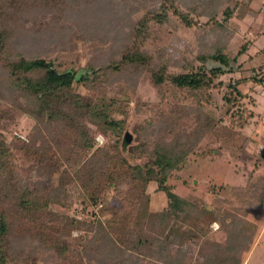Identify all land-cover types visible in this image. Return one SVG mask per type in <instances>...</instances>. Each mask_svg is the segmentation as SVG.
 <instances>
[{"label":"trees","instance_id":"1","mask_svg":"<svg viewBox=\"0 0 264 264\" xmlns=\"http://www.w3.org/2000/svg\"><path fill=\"white\" fill-rule=\"evenodd\" d=\"M252 1L139 0L127 9L124 0H0V129H12L21 114L34 120L28 140L0 132V264H185L183 246L202 228L183 221L192 215L209 224L215 212L196 214L168 181L194 149L214 156L220 145L235 156L249 143L246 129L256 113L245 111L246 98H255L240 78L221 76L240 68L239 56L254 42L230 24L258 14ZM178 33L192 37L182 62L173 50ZM209 58L223 66L207 67ZM143 73L163 96L171 88L174 99L139 100L137 109L145 106L152 116L131 149L149 159L134 163L122 146ZM252 76L264 82L256 67ZM216 88L223 89L221 103ZM208 103L213 111L205 113ZM189 112L197 122L191 131L184 127ZM97 133L106 140L99 143ZM257 187L264 176L245 189ZM152 190L165 191L163 209H152ZM78 203L86 215L70 213ZM215 252L202 262L244 263L242 255L224 250L219 259Z\"/></svg>","mask_w":264,"mask_h":264},{"label":"rangeland","instance_id":"2","mask_svg":"<svg viewBox=\"0 0 264 264\" xmlns=\"http://www.w3.org/2000/svg\"><path fill=\"white\" fill-rule=\"evenodd\" d=\"M124 1H126L127 9L138 7L139 0ZM251 5L257 7V9L254 7L258 11L256 16L247 15L242 20L234 17L230 24L237 29L240 37L248 36L254 42L245 53L239 56L240 68H236L234 72H228L221 76L224 79H229V77L240 78V87L247 91L250 97L255 98V100L246 98L247 108L245 111L248 112L253 108L256 113L250 119L246 129L250 136L249 143L245 149L240 150L235 156L231 155L229 150H225L220 145L215 147L214 152L216 155L214 156H202L194 149L168 181L175 192L197 206L198 212L196 214L201 213L203 216L205 208L215 212L214 216L216 218L209 224L198 221L192 215L188 217V220L183 221V224H187L188 227L196 229L199 224L202 228L199 236L192 237L183 246V249L187 251L185 264H206V262L202 261L206 257H210L213 250L216 251L215 253L220 254L219 259L227 256L224 252L226 250L234 253L237 259L242 255V258H244L243 264H264V187L260 190L258 186L256 191L251 190L250 193L245 189L249 181L252 179L256 180L260 175L264 176V82H260L252 76L254 68L259 64L258 62H252L254 54L258 56L259 53H264V0H253ZM119 9H122V7ZM177 36L178 40L177 42L174 41L173 47L174 56L180 58L182 62L184 53L188 52V48L191 46L192 37L191 35L187 37L183 33H178ZM239 36L234 39L236 43L240 42ZM92 43L94 47L96 43ZM84 53L80 52L83 62L87 59L85 57L87 53L85 55ZM215 63L217 61L212 58L206 61L207 67H211ZM180 69V67L171 68L173 71H179ZM77 87L83 89L81 84ZM166 91L170 96H163V91L150 81V77L146 73H143L139 79L136 94L131 97V111L127 116L125 128V133L129 130L133 134V140L130 144L122 146L124 155L134 163H144L149 159L147 155L141 157L136 155L131 147L139 142L137 137L140 127L146 124L149 117L152 116L151 110L145 106L142 110L137 109L136 105L139 100L142 103L146 101L155 102L162 99V97L166 103H171V88L168 87ZM214 92L217 96V102L221 103L223 89L216 88ZM184 101L190 103L189 99L184 98ZM194 103L196 105H193L198 109L197 102L194 101ZM213 106L214 103L204 104L205 113L213 111ZM118 116H122V114L120 113ZM33 123L34 120L30 116L21 114L12 129H0V132L5 133L10 140L15 139L18 141V138L28 140L27 132ZM196 123L194 112H189L188 117L184 121V127L191 131L196 126ZM159 124L160 122L157 119L152 125V129L157 132ZM179 132L181 131L179 130ZM179 132L177 130V133L183 137L184 135ZM164 139L165 136L160 135V140ZM105 140L106 137L102 133H97V141L99 143ZM240 189L244 191H237ZM246 190L248 192L247 195L240 194ZM151 194V207L153 210H161L167 205L168 197L165 191L152 190ZM109 195L108 201L115 196V192L111 190ZM258 195H260V198ZM104 203V207H99L100 209L97 211L102 216L107 214L105 210L106 201ZM96 204L94 206L91 205L87 209L95 210L98 208ZM82 207L84 206L78 203L69 211L73 215L84 216L87 210ZM73 233L78 234L80 231L75 229ZM213 241L220 243L218 250L221 249L222 251L212 250L211 244ZM248 241H251L250 248L242 252L244 249L242 246ZM178 247L176 243L174 254L182 252L177 249ZM209 259L212 261V257Z\"/></svg>","mask_w":264,"mask_h":264},{"label":"water","instance_id":"3","mask_svg":"<svg viewBox=\"0 0 264 264\" xmlns=\"http://www.w3.org/2000/svg\"><path fill=\"white\" fill-rule=\"evenodd\" d=\"M215 64H219V65H222L221 63H220V61H217V63H215ZM215 64H213V65H215ZM51 66H52V63L50 64ZM223 66V65H222ZM225 67V66H224ZM78 76H79V74H78ZM125 140H126V142L128 143V144H130L131 142H132V140H133V134L128 130V131H126V133H125ZM127 144V145H128Z\"/></svg>","mask_w":264,"mask_h":264},{"label":"built area","instance_id":"4","mask_svg":"<svg viewBox=\"0 0 264 264\" xmlns=\"http://www.w3.org/2000/svg\"><path fill=\"white\" fill-rule=\"evenodd\" d=\"M256 71L260 75H264V59L261 60V62L256 66ZM97 206H101V203H98Z\"/></svg>","mask_w":264,"mask_h":264},{"label":"crops","instance_id":"5","mask_svg":"<svg viewBox=\"0 0 264 264\" xmlns=\"http://www.w3.org/2000/svg\"><path fill=\"white\" fill-rule=\"evenodd\" d=\"M253 7H256L255 5L253 6ZM256 9H257V7H256ZM262 58H264V53H259V55L258 56H255V54H254V57L252 58V62H258V63H260L261 62V59ZM257 65V64H256ZM251 74V73H250Z\"/></svg>","mask_w":264,"mask_h":264}]
</instances>
